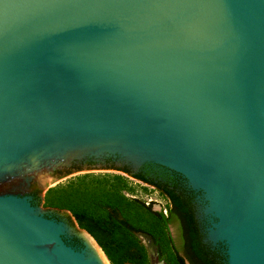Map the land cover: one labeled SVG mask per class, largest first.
<instances>
[{
    "label": "water",
    "instance_id": "1",
    "mask_svg": "<svg viewBox=\"0 0 264 264\" xmlns=\"http://www.w3.org/2000/svg\"><path fill=\"white\" fill-rule=\"evenodd\" d=\"M107 158L181 176L206 247L264 264V0H0V264H102L28 196Z\"/></svg>",
    "mask_w": 264,
    "mask_h": 264
},
{
    "label": "trees",
    "instance_id": "2",
    "mask_svg": "<svg viewBox=\"0 0 264 264\" xmlns=\"http://www.w3.org/2000/svg\"><path fill=\"white\" fill-rule=\"evenodd\" d=\"M133 177L155 187L165 199H168L170 207L167 215L162 211H152L150 207L144 205L126 202L112 187L93 186L90 183H85L84 180L74 186L49 190L44 197V205L48 208L69 211L72 216L87 220L108 232L110 228L107 225L109 223L107 210L117 213L124 219L131 231L143 232L159 250L163 249V246H167L172 254V264H185L184 258L173 249L169 233V225L178 220L182 224V232L186 238L187 257L190 264H222L218 255L211 256L199 243L191 198L184 189L177 187V182L173 178L167 177L164 184H161L145 177ZM169 183L172 186L171 189L168 187ZM142 211H146L149 218ZM81 226L89 233L92 232L84 224L81 223ZM97 242L110 264H117V257L121 250L125 245H128L124 241L114 238L108 246L99 240Z\"/></svg>",
    "mask_w": 264,
    "mask_h": 264
},
{
    "label": "rangeland",
    "instance_id": "3",
    "mask_svg": "<svg viewBox=\"0 0 264 264\" xmlns=\"http://www.w3.org/2000/svg\"><path fill=\"white\" fill-rule=\"evenodd\" d=\"M38 173L34 172L33 175L36 176ZM41 176L42 174H39V176L35 179L36 182L40 183L39 185L41 187L38 195L41 212H46L44 208H48L44 205V197L49 190L74 186L79 184L81 180H84L85 183H90L93 186L101 185L106 188L112 187L117 190L119 195L122 196L128 203L144 206H146V204H150L152 211L159 212L162 210V212H165L164 208L166 207V199L155 187L141 182L134 178L131 174H127L121 170H107L102 167H97L71 170L68 174H61L58 177H47L46 180L41 179ZM183 185H185L184 187L191 192V189L185 182ZM202 200V197L193 194L192 204L194 206L198 222L203 218L198 204ZM107 212H109L107 214L109 222L107 225L112 232H108V230L106 231L104 228L91 224L87 220L76 218L66 210H61L60 213L52 215L55 216V219L58 222L68 226L72 236L75 235L81 238L83 234H86L91 237L98 246L99 244L97 240L105 246H108L113 241V238L115 240H122L125 244H128L125 245L117 257V264L173 263L171 251L167 246H163V249L159 250L152 242H150V238L143 234V232L131 231V228L125 224L124 219L119 214L108 210ZM142 213L149 218L146 211H142ZM81 223L87 226L92 232L89 233L86 229H83ZM199 226L204 237L203 239L207 244L208 232L200 224ZM174 231L175 230L173 228L172 232ZM84 236L85 235L82 237Z\"/></svg>",
    "mask_w": 264,
    "mask_h": 264
},
{
    "label": "flooded vegetation",
    "instance_id": "4",
    "mask_svg": "<svg viewBox=\"0 0 264 264\" xmlns=\"http://www.w3.org/2000/svg\"><path fill=\"white\" fill-rule=\"evenodd\" d=\"M97 167H102V168H105L107 170H121L122 172H127V174H131L132 176H140V177H145L146 179L148 180H153L157 183H161V184H164V181L166 180L167 177H170V178H173L176 182H177V187L181 188V189H184L186 191V193L190 196L191 198V205H192V211H193V217H194V220L196 222V226H197V234H198V240H199V243L204 247L205 250H207L211 256H213L215 253H213L211 250H209L207 247H206V242L204 241V237H203V234H202V231H201V228L198 224V220H197V216H196V213H195V209H194V206L192 204V192H190V190H187L183 185V183L185 182L184 179H182L181 176L175 174V173H172L170 171H168L167 169H164V168H158V167H149L147 168L146 170H144L143 172L141 173H137L135 169H132L126 165H123V166H120L118 165V162L116 160H113V159H110V158H107V160L105 161V163L103 164V166H95V165H85V164H72L71 168L69 171L71 170H81V169H84V168H97ZM91 170H94V169H91ZM135 170V172L133 171ZM60 172L59 170L56 171L55 173L52 174L51 177H58L60 176ZM178 178V180H177ZM181 181V182H180ZM186 183V182H185ZM169 189L172 188V186L168 185ZM41 187L40 185H38L30 194H29V198L31 200H35L36 202V205L38 207H40V202H39V191H40ZM169 201L168 199H166V207L164 208V211L163 212L164 214L167 215L168 213V209H169ZM147 207H150V204H146ZM43 208V207H41ZM45 211L47 212V217L49 218H53L55 219V216L52 215V214H55V213H60L61 210L59 209H55V208H44ZM162 211V210H161ZM160 212V211H159ZM50 216H49V215ZM174 228V232H172V229ZM169 233H170V236L172 238V247L173 249H175V251L178 253L179 256L183 257L184 258V262L185 264H190V261H189V258L187 257V242H186V238H185V235L183 234L182 232V224L180 222L175 221V223H173L172 225L170 224L169 225ZM85 237V240L87 239L86 236ZM87 241V240H86ZM68 242L69 244L73 245V246H80V244L82 243V240L81 238H79L78 236H71L69 239H68ZM150 242H152L150 240ZM218 255L222 262V264H226L225 263V258L223 256V251L219 252Z\"/></svg>",
    "mask_w": 264,
    "mask_h": 264
},
{
    "label": "bare ground",
    "instance_id": "5",
    "mask_svg": "<svg viewBox=\"0 0 264 264\" xmlns=\"http://www.w3.org/2000/svg\"><path fill=\"white\" fill-rule=\"evenodd\" d=\"M87 241L85 240V237H83V240L86 244V248L102 263V264H110L107 260L106 256L104 255L101 248L92 240L91 237L86 236Z\"/></svg>",
    "mask_w": 264,
    "mask_h": 264
}]
</instances>
